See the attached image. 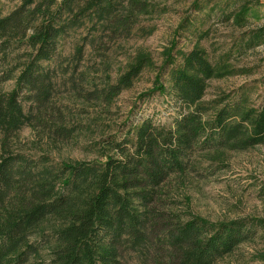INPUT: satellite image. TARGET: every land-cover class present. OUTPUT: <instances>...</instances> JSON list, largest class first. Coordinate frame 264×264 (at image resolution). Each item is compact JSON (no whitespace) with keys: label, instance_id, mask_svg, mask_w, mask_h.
<instances>
[{"label":"trees","instance_id":"16d2710c","mask_svg":"<svg viewBox=\"0 0 264 264\" xmlns=\"http://www.w3.org/2000/svg\"><path fill=\"white\" fill-rule=\"evenodd\" d=\"M248 2L227 18L245 20ZM155 8L151 0H22L0 16V264H45L43 250L52 264H215L264 229L260 217L214 222L175 209L170 184L188 174L194 154L215 150L221 157L264 144V99L258 107L243 95L204 99L210 80L234 71L228 56L213 62L199 44L175 51L173 41L154 86L140 97L169 95L181 108L171 125L144 119L132 135L111 137L109 152L93 160L55 163L47 152L13 148L25 127L48 145L69 140L76 130L56 99L60 66L53 64L61 39L87 24L129 37L139 17ZM189 24L183 21L178 30ZM262 43L264 28L240 48ZM83 52L76 48L73 72ZM152 65L150 54L138 52L116 83L89 91L86 99L112 103ZM167 69L169 87L161 81ZM10 81L14 86L6 90Z\"/></svg>","mask_w":264,"mask_h":264},{"label":"rangeland","instance_id":"374dc122","mask_svg":"<svg viewBox=\"0 0 264 264\" xmlns=\"http://www.w3.org/2000/svg\"><path fill=\"white\" fill-rule=\"evenodd\" d=\"M151 1L156 6L155 12L139 17L129 37H118L102 28L93 31L87 24L60 40L57 61L53 64L60 66L56 99L65 107L68 123L76 130L69 140L48 145L46 137L25 127L13 142V148L35 156L47 152L55 163L93 160L109 152L107 141L111 137H124L144 119L171 125L181 108L169 95L157 92L140 97L154 86L163 53L173 41H178L175 51L188 52L199 44L213 62L221 56L229 57L233 74L210 80L206 101L223 98L228 101L243 95L248 105L258 107L263 102L264 43L249 50L244 47L241 50L240 46L251 32L264 28V0ZM246 1L249 12L245 20L235 23L227 18ZM21 2L0 0V16L10 13ZM183 21L190 24L179 31ZM78 46H83L84 57L73 72ZM138 52L150 54L153 65L134 79L132 87L123 90L110 104L86 99L89 91L116 83ZM168 73L169 69L161 77L166 87L170 86ZM13 86L14 81H10L4 88L9 90ZM22 104L25 112H29L31 102L24 97ZM192 161L188 174L170 184L177 211L214 222L264 218V144L243 151L227 150L221 157L215 150H208L194 154ZM262 253L264 229H259L253 240L240 244L231 255L215 264H264ZM43 259L45 264H52L47 250H43Z\"/></svg>","mask_w":264,"mask_h":264}]
</instances>
